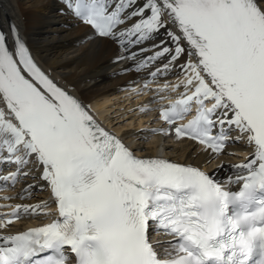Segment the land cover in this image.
<instances>
[{"label": "snow or ice", "instance_id": "1", "mask_svg": "<svg viewBox=\"0 0 264 264\" xmlns=\"http://www.w3.org/2000/svg\"><path fill=\"white\" fill-rule=\"evenodd\" d=\"M58 3L115 49L113 63L127 62L117 74L146 73L130 81L143 82L137 94L153 92L138 110L163 126L141 129L145 138L190 141L197 159L207 154L202 163L237 142L247 156L223 181L200 164L137 156L9 23L0 28V188L35 183L0 199H31L33 189L49 197L0 205L12 209L0 212V229L51 216L53 205L56 214L0 234V264H264V0ZM155 233L170 239L153 242Z\"/></svg>", "mask_w": 264, "mask_h": 264}, {"label": "bare ground", "instance_id": "2", "mask_svg": "<svg viewBox=\"0 0 264 264\" xmlns=\"http://www.w3.org/2000/svg\"><path fill=\"white\" fill-rule=\"evenodd\" d=\"M61 7L58 0H0V26L5 31L9 23H13L19 29L22 37L27 42L33 56L41 67L48 73L59 86L70 91L84 104L92 103V113L98 120L107 125L113 126V132L121 135L137 156L155 157L158 153L169 157L173 162L200 164L203 170L210 172L218 180H224L226 174L231 170L229 164H238L237 159L228 154L220 155L211 159L208 163H202L205 156L197 159L195 147L190 141L177 142L172 137L162 135H147V139L152 140L145 146L137 139L143 138L141 129L156 128L155 112L144 113L138 109L146 105L143 102L145 97L137 94L141 84H130L138 77L146 73L129 72L128 74H117L121 68L127 67V62L115 64L112 62L115 56V49L107 46L104 42L93 40L89 37L90 29L74 20L71 15L61 16L57 9ZM175 77L170 76L169 80L175 83ZM164 82L161 79L158 83ZM158 86V84L156 85ZM150 92L149 95H152ZM133 97L137 99L133 100ZM132 99V100H131ZM112 103V104H110ZM158 104H152L156 108ZM131 113L128 117L137 120L136 125L130 128L132 121L124 126L116 125L110 114L123 116ZM146 118V119H145ZM124 121V120H123ZM146 121V123H145ZM120 123V122H119ZM145 126L141 129V126ZM135 124V123H134ZM234 151L243 161L247 156V148L242 142L230 144L227 152ZM234 159V160H233ZM223 163L224 167H219ZM35 171V166L30 165ZM212 169V170H211ZM28 170V169H26ZM25 183H35L31 177L26 181L18 182V188L10 190L9 194L1 197H16L25 187ZM49 193L38 189L32 190L31 199L3 200L5 204H36L37 202L48 200ZM54 205L49 209L52 211ZM48 217H22L20 225H11L6 229L18 230L25 226L41 225ZM155 241L170 239L161 234L153 235Z\"/></svg>", "mask_w": 264, "mask_h": 264}, {"label": "rangeland", "instance_id": "3", "mask_svg": "<svg viewBox=\"0 0 264 264\" xmlns=\"http://www.w3.org/2000/svg\"><path fill=\"white\" fill-rule=\"evenodd\" d=\"M134 99H136V98L133 97V100H134ZM131 100H132V99H131ZM110 104H112V103H110ZM131 113H132V112H131ZM131 113L128 112V113L124 114L123 116H119V117H118V115L114 117V115H112L113 113H111V114H110V117L112 118V120H113L114 122H117L116 125H118V126L121 125V126H124V127H125L126 125H128V123H130V121L133 120L132 123H131V125H128V126H130V128H133V126H137V125H136L137 120H135L134 118H132V120H131V118L128 117ZM143 115H144L145 117H147V115H145L144 113H143ZM145 119H146V118H145ZM123 120H124V121H123ZM119 122H120V123H119ZM134 123H135V124H134ZM145 123H146V121H145ZM145 123L142 124L141 126H138V127L141 129L142 127L145 126ZM109 125H110V124H109ZM128 126H127V127H128ZM112 127H113V126H111L110 129H112ZM127 127H125V128H127ZM147 138H148V137H146V138H145V137H143V138L138 137L137 140H138L139 142H141L142 145L144 144L143 146H145L146 144H148L149 142L152 141V140L147 139ZM145 143H146V144H145ZM229 156L232 157V156H234V154L229 155Z\"/></svg>", "mask_w": 264, "mask_h": 264}]
</instances>
